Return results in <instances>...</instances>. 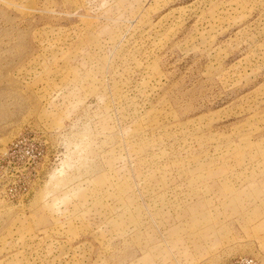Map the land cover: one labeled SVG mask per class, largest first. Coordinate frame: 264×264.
<instances>
[{
	"label": "rangeland",
	"instance_id": "1",
	"mask_svg": "<svg viewBox=\"0 0 264 264\" xmlns=\"http://www.w3.org/2000/svg\"><path fill=\"white\" fill-rule=\"evenodd\" d=\"M240 258L264 264V0H0V264Z\"/></svg>",
	"mask_w": 264,
	"mask_h": 264
},
{
	"label": "built area",
	"instance_id": "2",
	"mask_svg": "<svg viewBox=\"0 0 264 264\" xmlns=\"http://www.w3.org/2000/svg\"><path fill=\"white\" fill-rule=\"evenodd\" d=\"M27 144L29 145V147L31 148L30 150L28 149ZM20 145H24L25 148L27 149L26 154L28 155L27 159L25 160L24 163H32L34 162L35 159H37V157L39 156V152H37V147L40 146L39 143H36L34 141V138H25L21 140H18L14 143H12L9 147V150L11 151V155H13L16 152V148ZM29 150V151H28ZM34 151H36V154L34 153ZM27 194V193H26ZM241 264H255V261L253 259H249V258H240L239 261Z\"/></svg>",
	"mask_w": 264,
	"mask_h": 264
}]
</instances>
